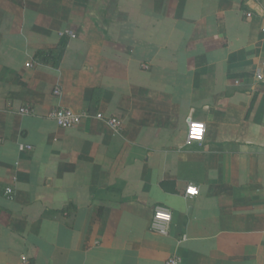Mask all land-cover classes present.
Returning <instances> with one entry per match:
<instances>
[{"label": "crops", "instance_id": "crops-1", "mask_svg": "<svg viewBox=\"0 0 264 264\" xmlns=\"http://www.w3.org/2000/svg\"><path fill=\"white\" fill-rule=\"evenodd\" d=\"M263 19L264 0H0V264H264Z\"/></svg>", "mask_w": 264, "mask_h": 264}, {"label": "built area", "instance_id": "built-area-1", "mask_svg": "<svg viewBox=\"0 0 264 264\" xmlns=\"http://www.w3.org/2000/svg\"><path fill=\"white\" fill-rule=\"evenodd\" d=\"M264 23V19H263ZM62 37H75L71 31H65L60 34ZM262 38L264 41V26L262 28ZM61 94L60 88L55 90V95L59 96ZM22 114H30L29 108H24ZM50 118L53 119L60 128L69 129L78 126L83 121L87 120L89 116L84 113H77L71 109L67 108H58L50 114ZM109 124L113 128L119 127V122L117 119H110ZM206 135V125L204 122L190 120L188 124V132L186 145H192L194 143H202ZM23 149V148H22ZM5 194L11 196L13 194L12 188H7ZM199 194V191L196 187H189L186 190L185 196L195 197ZM173 224V215L172 213L164 207H156L153 220L151 222L150 230L154 234L160 236H168L170 233L171 226ZM23 264H27L26 258H23ZM166 264H182V258L178 255L171 256Z\"/></svg>", "mask_w": 264, "mask_h": 264}]
</instances>
